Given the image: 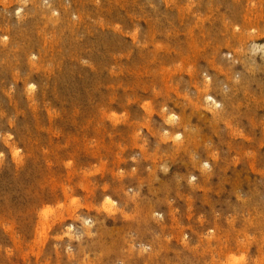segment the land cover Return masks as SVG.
<instances>
[{"label": "rangeland", "instance_id": "obj_1", "mask_svg": "<svg viewBox=\"0 0 264 264\" xmlns=\"http://www.w3.org/2000/svg\"><path fill=\"white\" fill-rule=\"evenodd\" d=\"M0 264H264V0H0Z\"/></svg>", "mask_w": 264, "mask_h": 264}]
</instances>
